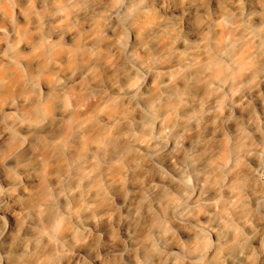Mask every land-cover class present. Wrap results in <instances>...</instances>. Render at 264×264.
Segmentation results:
<instances>
[{
  "label": "clouds",
  "instance_id": "obj_1",
  "mask_svg": "<svg viewBox=\"0 0 264 264\" xmlns=\"http://www.w3.org/2000/svg\"><path fill=\"white\" fill-rule=\"evenodd\" d=\"M0 264H264V0H0Z\"/></svg>",
  "mask_w": 264,
  "mask_h": 264
}]
</instances>
